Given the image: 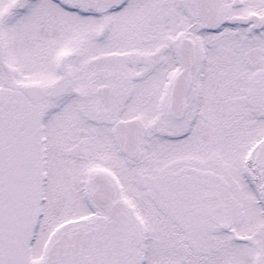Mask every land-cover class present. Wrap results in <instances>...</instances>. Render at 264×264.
Segmentation results:
<instances>
[{
	"label": "snow or ice",
	"instance_id": "obj_1",
	"mask_svg": "<svg viewBox=\"0 0 264 264\" xmlns=\"http://www.w3.org/2000/svg\"><path fill=\"white\" fill-rule=\"evenodd\" d=\"M0 264H264V0H0Z\"/></svg>",
	"mask_w": 264,
	"mask_h": 264
}]
</instances>
